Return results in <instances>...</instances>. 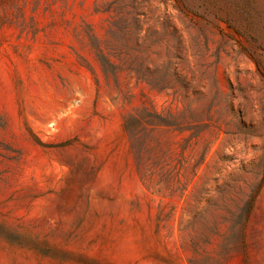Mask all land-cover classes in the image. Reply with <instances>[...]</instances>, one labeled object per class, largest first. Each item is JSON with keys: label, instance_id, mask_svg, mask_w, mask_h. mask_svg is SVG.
Here are the masks:
<instances>
[{"label": "rangeland", "instance_id": "374dc122", "mask_svg": "<svg viewBox=\"0 0 264 264\" xmlns=\"http://www.w3.org/2000/svg\"><path fill=\"white\" fill-rule=\"evenodd\" d=\"M0 264H264V0H0Z\"/></svg>", "mask_w": 264, "mask_h": 264}]
</instances>
